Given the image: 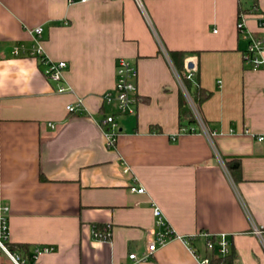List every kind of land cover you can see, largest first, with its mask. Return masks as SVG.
Segmentation results:
<instances>
[{"label":"crops","instance_id":"0c3cea01","mask_svg":"<svg viewBox=\"0 0 264 264\" xmlns=\"http://www.w3.org/2000/svg\"><path fill=\"white\" fill-rule=\"evenodd\" d=\"M240 12L264 41V0H0V237L6 218L9 243L31 256L53 249L32 264H200L190 248L208 255L202 236L129 259L147 250L155 203L179 236L226 235L233 264H264V142L246 133L264 134V65L244 62ZM37 27L46 57L68 64L71 92L59 94L37 59L12 55L31 48ZM170 51L188 53L186 68L212 93L200 108L206 133L197 122L201 132L179 134L188 122ZM120 58L137 67L138 103L110 149L99 121L116 111L103 96ZM77 104L81 113L67 111ZM0 264H15L1 246Z\"/></svg>","mask_w":264,"mask_h":264},{"label":"built area","instance_id":"2783aa9c","mask_svg":"<svg viewBox=\"0 0 264 264\" xmlns=\"http://www.w3.org/2000/svg\"><path fill=\"white\" fill-rule=\"evenodd\" d=\"M88 0H69L70 3L81 2L85 3ZM257 12V11H256ZM259 27L264 28V14L259 13ZM238 31L241 34H246V37L249 41L248 48L244 54V62L250 66L252 70H258L264 65V60L262 58L263 52V44L264 41L252 33L247 27V16L244 12L239 13L238 23H237ZM33 38V45L31 48L26 47L25 45H18L14 47L12 51V55L15 57H29L37 59L41 66L44 67V74L46 78L54 83H57V92L59 94H65L71 92V89L64 84V73L68 69V64L66 62H54L49 60L43 50L42 47V38L44 33L43 27H37L30 31ZM178 79L182 85L184 94L190 104L193 114L197 120V122L201 126L202 132H207L206 127L204 125L203 118L201 113L194 106L188 92L186 91L183 82L180 76L177 74ZM138 77V70L136 65L124 58H120L117 62L116 68V84L112 91L107 92L103 96L104 103L114 106L115 112L108 116H105L101 121H99V125L102 128V131L105 135L107 147L110 149H114L117 145V140L120 135V126L119 119L124 116L134 115L135 108L138 103V88L136 85V80ZM185 77L188 80L194 82V74L192 70L187 68V72ZM80 104L77 105H68L67 111L69 113H81ZM51 128H55L54 125L49 124ZM198 129L194 127H182L180 129L179 134H192L198 133ZM200 131V132H201ZM246 133L252 134L258 142H264V134H254L250 131H246ZM175 140V137H173ZM129 168L125 166L124 172L127 173ZM131 192L138 194H145L146 189L144 187H131ZM152 211L155 219L154 229L151 233V239L149 241L147 250L141 255L137 256L136 254H131L129 259L135 263H142L150 260L154 254L165 247L167 244L174 240H181L186 245L189 246V243L198 238L203 237L206 239V247L208 251L213 250L215 246H217L218 253L221 257H226L231 252L230 242L227 239L226 235H219L217 238V242L214 243L212 241L211 234L208 233H200V235L191 236V237H182L179 236L172 226L166 220L162 210L155 204L152 203ZM1 227L3 236L0 237V246L4 249L7 256L15 263V264H24V261L20 256L12 254L8 248L5 246L4 241L7 238V219H1ZM262 230L254 227V233L260 235L262 234ZM95 237L104 239L105 234L100 232L94 233ZM196 259H198L200 264H211V259L207 256L200 257L199 254L192 248H190ZM53 252L52 248L49 247H39L33 251L32 259L36 260L43 253H51Z\"/></svg>","mask_w":264,"mask_h":264},{"label":"trees","instance_id":"16d2710c","mask_svg":"<svg viewBox=\"0 0 264 264\" xmlns=\"http://www.w3.org/2000/svg\"><path fill=\"white\" fill-rule=\"evenodd\" d=\"M187 55L188 53L181 51L169 52V57L172 61V64L174 65L178 75L180 76L186 91L188 92L196 109L199 112H201L200 111L201 105L211 98L212 93L204 88H201L197 82L195 81L192 82L191 80H188L185 77V74L187 72V68L185 66V60ZM179 115H180V120L182 122L184 121L188 122L184 127H190L191 125L197 123L192 108L188 103V100L184 92H180V96H179ZM227 168L230 175L235 181L241 180V166L239 163H235V164L228 163ZM95 231L100 232L99 229ZM211 239L214 243L217 242L216 237H212ZM4 244L12 254L20 256L21 259L24 261V264L33 263L32 262L33 259L30 253V247L28 245L12 244L9 243L7 240L4 241ZM206 256L211 259V264H233L235 259V255L232 254V250L228 256L221 257L218 253L217 246H215L213 250L208 251V255Z\"/></svg>","mask_w":264,"mask_h":264},{"label":"water","instance_id":"95a60500","mask_svg":"<svg viewBox=\"0 0 264 264\" xmlns=\"http://www.w3.org/2000/svg\"><path fill=\"white\" fill-rule=\"evenodd\" d=\"M194 68V65L192 63L188 64V69L192 70Z\"/></svg>","mask_w":264,"mask_h":264}]
</instances>
